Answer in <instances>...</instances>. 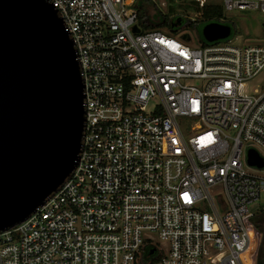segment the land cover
I'll list each match as a JSON object with an SVG mask.
<instances>
[{
  "label": "built area",
  "instance_id": "1",
  "mask_svg": "<svg viewBox=\"0 0 264 264\" xmlns=\"http://www.w3.org/2000/svg\"><path fill=\"white\" fill-rule=\"evenodd\" d=\"M84 85L74 172L0 233V264H257L264 195V44L195 45L208 6L264 0H43ZM226 16L215 23H227ZM137 29V31H135Z\"/></svg>",
  "mask_w": 264,
  "mask_h": 264
},
{
  "label": "water",
  "instance_id": "2",
  "mask_svg": "<svg viewBox=\"0 0 264 264\" xmlns=\"http://www.w3.org/2000/svg\"><path fill=\"white\" fill-rule=\"evenodd\" d=\"M202 35L225 41L233 27L209 23ZM84 99L57 11L43 0H0V233L27 220L76 169ZM249 163L264 167L254 151Z\"/></svg>",
  "mask_w": 264,
  "mask_h": 264
},
{
  "label": "rangeland",
  "instance_id": "3",
  "mask_svg": "<svg viewBox=\"0 0 264 264\" xmlns=\"http://www.w3.org/2000/svg\"><path fill=\"white\" fill-rule=\"evenodd\" d=\"M228 22L235 26L231 37L233 44H264V15L258 12H229L225 14ZM204 24L187 26L184 30L190 35L195 45H200L203 40L202 30ZM264 89V72L256 79L248 82L244 93L248 96L256 95ZM255 209V217L264 209V195L252 208Z\"/></svg>",
  "mask_w": 264,
  "mask_h": 264
},
{
  "label": "trees",
  "instance_id": "4",
  "mask_svg": "<svg viewBox=\"0 0 264 264\" xmlns=\"http://www.w3.org/2000/svg\"><path fill=\"white\" fill-rule=\"evenodd\" d=\"M225 17L224 9L222 6H208L204 10V14L200 21V24L207 25L209 23L220 22ZM226 25H231L233 27V33L235 31V26L227 22ZM203 45H207V43L202 40ZM260 215L254 217L253 221L259 232L261 233L262 239L259 246L258 254H257V264H264V209L260 211Z\"/></svg>",
  "mask_w": 264,
  "mask_h": 264
}]
</instances>
